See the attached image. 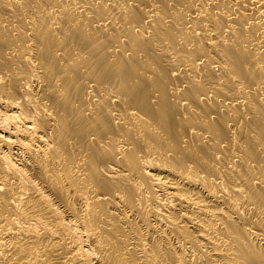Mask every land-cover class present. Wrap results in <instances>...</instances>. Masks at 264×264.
<instances>
[{
    "label": "bare ground",
    "instance_id": "1",
    "mask_svg": "<svg viewBox=\"0 0 264 264\" xmlns=\"http://www.w3.org/2000/svg\"><path fill=\"white\" fill-rule=\"evenodd\" d=\"M0 264H264V0H0Z\"/></svg>",
    "mask_w": 264,
    "mask_h": 264
}]
</instances>
